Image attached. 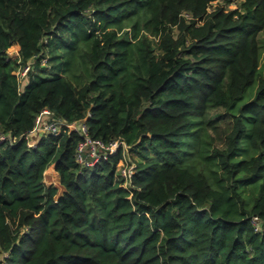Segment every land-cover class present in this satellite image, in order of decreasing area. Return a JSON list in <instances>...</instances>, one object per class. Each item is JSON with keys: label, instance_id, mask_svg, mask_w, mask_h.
I'll return each instance as SVG.
<instances>
[{"label": "trees", "instance_id": "trees-1", "mask_svg": "<svg viewBox=\"0 0 264 264\" xmlns=\"http://www.w3.org/2000/svg\"><path fill=\"white\" fill-rule=\"evenodd\" d=\"M263 31L264 0H0V264H264ZM45 107L129 185L79 131L30 146Z\"/></svg>", "mask_w": 264, "mask_h": 264}, {"label": "built area", "instance_id": "built-area-1", "mask_svg": "<svg viewBox=\"0 0 264 264\" xmlns=\"http://www.w3.org/2000/svg\"><path fill=\"white\" fill-rule=\"evenodd\" d=\"M13 46H16V54L12 55L11 57L20 63L21 57L19 53V46ZM30 68L31 64L28 62L25 65L20 64L19 67L14 71L22 85L25 83L26 76ZM71 130L79 131L82 136V139L76 148V160L82 166L92 167L93 165L99 163L102 159H107L111 155L117 153L118 150H121L122 160L118 165V173L124 178L125 184L129 185V179L135 172L136 168V163L133 160L130 152V145L126 144L123 140L116 139L106 142L100 138H93L89 134L88 126L84 121L80 124H77L76 122H67L61 118H55L52 115L51 110L45 107L36 116L34 127L26 134V136L29 139V145L33 146L35 144V142L32 140L34 135L38 136L39 134L43 133L62 135ZM7 139L8 136L4 132L0 131V143L5 142ZM9 140L11 142L15 141V139ZM252 222L255 225H258L257 216H253Z\"/></svg>", "mask_w": 264, "mask_h": 264}, {"label": "rangeland", "instance_id": "rangeland-1", "mask_svg": "<svg viewBox=\"0 0 264 264\" xmlns=\"http://www.w3.org/2000/svg\"><path fill=\"white\" fill-rule=\"evenodd\" d=\"M261 37V39L264 41V31L261 33V35H260ZM15 50H16V46H12L10 49H9V51H8V54L10 55V56H12V55H14V54H16V52H15ZM262 63L264 64V52H263V54H262ZM38 136H33V141H35V139L37 138ZM139 156L137 155V153H135V154H133L132 155V158H138ZM52 171V172H51ZM54 172V173H53ZM44 181L47 183V184H54V185H59V174H58V172L56 171V169H55V164L54 163H52L46 170H45V172H44ZM59 190H61V189H59ZM6 253H4V252H0V260H2L3 259V257H4V255H5Z\"/></svg>", "mask_w": 264, "mask_h": 264}, {"label": "bare ground", "instance_id": "bare-ground-1", "mask_svg": "<svg viewBox=\"0 0 264 264\" xmlns=\"http://www.w3.org/2000/svg\"><path fill=\"white\" fill-rule=\"evenodd\" d=\"M52 172V171H51ZM54 173V172H53Z\"/></svg>", "mask_w": 264, "mask_h": 264}]
</instances>
